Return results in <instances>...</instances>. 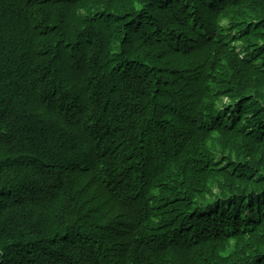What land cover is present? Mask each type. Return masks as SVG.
Instances as JSON below:
<instances>
[{"label":"trees","instance_id":"1","mask_svg":"<svg viewBox=\"0 0 264 264\" xmlns=\"http://www.w3.org/2000/svg\"><path fill=\"white\" fill-rule=\"evenodd\" d=\"M0 264H264V0H0Z\"/></svg>","mask_w":264,"mask_h":264}]
</instances>
